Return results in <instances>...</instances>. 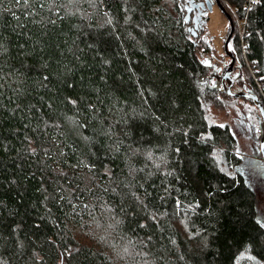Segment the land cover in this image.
<instances>
[{
    "label": "trees",
    "instance_id": "1",
    "mask_svg": "<svg viewBox=\"0 0 264 264\" xmlns=\"http://www.w3.org/2000/svg\"><path fill=\"white\" fill-rule=\"evenodd\" d=\"M205 1L0 0V264H264ZM221 3L264 108V0Z\"/></svg>",
    "mask_w": 264,
    "mask_h": 264
},
{
    "label": "rangeland",
    "instance_id": "2",
    "mask_svg": "<svg viewBox=\"0 0 264 264\" xmlns=\"http://www.w3.org/2000/svg\"><path fill=\"white\" fill-rule=\"evenodd\" d=\"M207 16V33L210 39L213 41L215 51L213 56L209 57L205 62L215 68L213 73V81L216 86H219L222 84V82L224 83L228 81L224 80V76L226 71L233 63V61L231 62L230 57H228L230 53L227 56L225 51V40L230 29V24L225 12L216 3L213 5L211 11L208 10ZM238 19L239 18L236 16L235 22L237 26V32L239 33V36L243 38V34L240 32ZM232 71L233 68L229 69V73L233 80H237L241 77V82L236 83L233 87V93L244 94V92L250 91L251 88L248 84V77L244 70L239 68L233 74ZM228 83L230 84L229 81ZM223 85L226 90L228 85H226V83ZM239 102L240 104L244 103L243 100H239ZM247 106L249 107V105ZM242 108H244V106L239 105V113L230 112V114H228L229 116L227 117L228 119L226 120L232 124L238 136L240 154L243 157L244 163L246 164V168L249 172L251 186L260 201L259 220L261 223H264V159L257 157L258 148L261 145L262 140L258 136V126L250 122L248 118L249 114L245 108Z\"/></svg>",
    "mask_w": 264,
    "mask_h": 264
},
{
    "label": "water",
    "instance_id": "3",
    "mask_svg": "<svg viewBox=\"0 0 264 264\" xmlns=\"http://www.w3.org/2000/svg\"><path fill=\"white\" fill-rule=\"evenodd\" d=\"M205 2L207 4L209 10L211 11L212 8H213L212 3L210 2V0H206ZM213 2L218 4L222 8V10L225 12L226 16L229 19V24H230L231 30H230L229 36H228V38L226 39V42H225V51H226L227 54H229L227 48H228V43L231 40V38L233 36V33H234V23H233V20H232L231 16L227 13L226 9L223 7V5L221 3V0H213ZM233 65H234V60H233V63H232V65H231V67L229 69H232L234 67ZM229 69L226 71V74L224 76V80H228L230 82V85H228V87L226 89V92L229 95H234V96L241 95V96L249 97V98L255 100L257 102L258 106H259V110H260V113H261V116H262L263 122H264V108H263V106L261 105L260 101L258 100V98L255 95H250V94H246V93H244V94H234L232 92L231 86L234 84V80L231 78V75L229 73ZM261 153H262V157L264 159V138H263V140L261 142Z\"/></svg>",
    "mask_w": 264,
    "mask_h": 264
},
{
    "label": "snow or ice",
    "instance_id": "4",
    "mask_svg": "<svg viewBox=\"0 0 264 264\" xmlns=\"http://www.w3.org/2000/svg\"><path fill=\"white\" fill-rule=\"evenodd\" d=\"M259 2H260V0H251V3H252L253 5H255V4L259 3ZM247 10H250V9H246V11H247ZM72 103H76V101H72ZM32 151L35 152L36 149L33 148ZM42 151L44 152L45 155L48 154V149H46V148H42ZM177 151H179V150L177 149ZM89 167L92 168V167H94V165H89ZM86 207H87V206H86ZM153 219H155V217H153ZM261 227H264V223H261Z\"/></svg>",
    "mask_w": 264,
    "mask_h": 264
},
{
    "label": "built area",
    "instance_id": "5",
    "mask_svg": "<svg viewBox=\"0 0 264 264\" xmlns=\"http://www.w3.org/2000/svg\"><path fill=\"white\" fill-rule=\"evenodd\" d=\"M252 5H253V4L251 3V0H249V8H251ZM238 22H239L240 32H241V34H243V36H244V33H245L244 25L240 22L239 19H238Z\"/></svg>",
    "mask_w": 264,
    "mask_h": 264
},
{
    "label": "flooded vegetation",
    "instance_id": "6",
    "mask_svg": "<svg viewBox=\"0 0 264 264\" xmlns=\"http://www.w3.org/2000/svg\"><path fill=\"white\" fill-rule=\"evenodd\" d=\"M215 4V3H214ZM228 82V81H227ZM227 82H225L226 83V85H228V83Z\"/></svg>",
    "mask_w": 264,
    "mask_h": 264
}]
</instances>
